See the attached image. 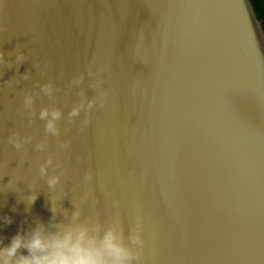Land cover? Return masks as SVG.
Segmentation results:
<instances>
[{"label": "water", "instance_id": "water-1", "mask_svg": "<svg viewBox=\"0 0 264 264\" xmlns=\"http://www.w3.org/2000/svg\"><path fill=\"white\" fill-rule=\"evenodd\" d=\"M0 29V250L39 223L54 233L118 217L127 236L140 215L138 264H264L253 0H0ZM101 89L106 103L89 109Z\"/></svg>", "mask_w": 264, "mask_h": 264}, {"label": "clouds", "instance_id": "clouds-1", "mask_svg": "<svg viewBox=\"0 0 264 264\" xmlns=\"http://www.w3.org/2000/svg\"><path fill=\"white\" fill-rule=\"evenodd\" d=\"M2 30V29H0ZM261 39L264 40V33L261 34ZM16 61L18 63L24 61L23 52H17ZM6 63L5 54L0 51V64ZM35 67L39 68V64ZM103 69L97 71L89 70V77H98ZM24 79H28V74H24ZM84 74L74 79V83L82 82ZM103 77H100L95 83L90 84V87L96 88L97 84L103 83ZM49 85H44L43 90L47 91ZM108 91L101 89L97 96L89 103V109L94 104H99L101 107L106 103ZM25 105L32 103L31 96H26ZM79 109H74L72 116L78 115ZM47 111H41L40 118L47 116ZM55 119L59 118V112L52 113ZM91 123L90 116H86L81 122V131L84 127ZM46 131L58 134L57 129L51 121L46 125ZM15 134L9 138L16 149L21 148V144L17 142ZM64 143L63 148H67L68 144ZM50 162V161H49ZM44 173V168L41 167V174ZM86 180H91L92 175L89 173ZM58 180L53 178L49 181L50 185H54ZM36 196L29 197L30 203H33ZM53 212L55 208L53 207ZM6 223H11V219L5 217ZM142 217L137 215L134 229L127 235L121 227V222L118 217H112L105 225H100L96 222H89L85 225L69 226L62 231L46 232L43 223H39L33 230L30 239L25 240L21 232H17L11 240L8 247L0 250V256H6L4 264H9L11 257L15 256L21 247L28 249L29 255L23 256L15 262V264H138L141 259L145 247L143 239Z\"/></svg>", "mask_w": 264, "mask_h": 264}, {"label": "trees", "instance_id": "trees-1", "mask_svg": "<svg viewBox=\"0 0 264 264\" xmlns=\"http://www.w3.org/2000/svg\"><path fill=\"white\" fill-rule=\"evenodd\" d=\"M253 3L255 4L258 14L264 24V0H253Z\"/></svg>", "mask_w": 264, "mask_h": 264}]
</instances>
